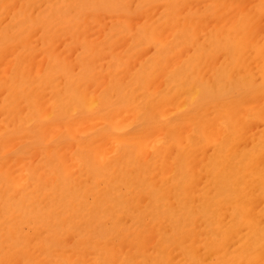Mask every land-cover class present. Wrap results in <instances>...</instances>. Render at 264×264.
<instances>
[{
	"label": "bare ground",
	"instance_id": "6f19581e",
	"mask_svg": "<svg viewBox=\"0 0 264 264\" xmlns=\"http://www.w3.org/2000/svg\"><path fill=\"white\" fill-rule=\"evenodd\" d=\"M0 264H264V0H0Z\"/></svg>",
	"mask_w": 264,
	"mask_h": 264
}]
</instances>
